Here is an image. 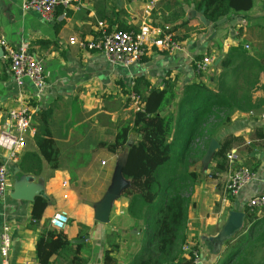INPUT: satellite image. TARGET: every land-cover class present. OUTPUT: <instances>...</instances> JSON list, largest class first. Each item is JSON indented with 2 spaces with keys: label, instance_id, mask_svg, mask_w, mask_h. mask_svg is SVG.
Masks as SVG:
<instances>
[{
  "label": "crops",
  "instance_id": "crops-1",
  "mask_svg": "<svg viewBox=\"0 0 264 264\" xmlns=\"http://www.w3.org/2000/svg\"><path fill=\"white\" fill-rule=\"evenodd\" d=\"M147 1L87 0L80 10L59 7L53 19L46 20L36 12L22 10L23 0H0V36L16 48L27 42L30 52L44 61L48 82L43 99L31 102L36 131L28 135L19 160L25 152L37 151L34 137L44 112L50 113L49 128L59 149L58 167L52 170L44 161L40 175L21 172L19 161L10 166L9 194L0 198V234L4 224H10L11 264H38L37 238L50 228L51 218L59 210H66L70 216L63 231L72 242V251L53 256L52 264H104V254L111 242L120 244L119 250L111 253L118 264H131L138 250L144 248L141 244L134 253L124 255L122 247L124 233L134 238L142 236L127 214L129 200L120 196L126 184L121 167L127 148L112 154L98 145L112 141L118 126L130 119L132 112L127 107L126 94L132 82L144 78L151 87L159 88L173 83L181 91L185 84L198 81L199 75L191 59L181 51L171 55L152 49L143 61L125 67L111 62L102 52L71 45L69 39L93 38L101 22L110 28L137 30L146 19ZM198 1L158 0L147 19L172 30L183 43L184 51L194 56L226 53L232 47L246 49V45L252 57L264 54V0H254L251 10L237 13L217 28L197 16L204 14ZM261 82L264 83V74ZM139 87L144 85L140 83ZM32 89L29 82L18 88L5 52L0 54V132L9 109L22 98L30 101ZM254 101V114L236 111L231 124L217 129L197 166L199 182L191 196L186 243L198 249L202 264H228V243H234L248 228L249 200L264 194V121L257 117L264 111V90L254 93ZM230 136L236 138L230 151L236 152L238 163L232 164L227 158L228 170L217 171L213 155L221 141ZM137 138L132 133L130 142ZM3 155L0 149V161ZM240 165L255 170L258 179L245 185L238 195L230 196L226 184L232 169ZM26 176L29 181H25ZM22 182L30 189L28 194H42L49 200L37 224L31 214L32 201L16 200L10 195ZM101 182L104 188L97 187ZM234 213L244 214L242 223ZM105 215L108 220H100ZM181 255L189 258L183 250Z\"/></svg>",
  "mask_w": 264,
  "mask_h": 264
},
{
  "label": "trees",
  "instance_id": "trees-1",
  "mask_svg": "<svg viewBox=\"0 0 264 264\" xmlns=\"http://www.w3.org/2000/svg\"><path fill=\"white\" fill-rule=\"evenodd\" d=\"M253 7L254 0L198 1V8L204 10L214 28L220 26L217 22L221 19L230 20ZM218 57L220 62L213 74L198 73V81L185 84L181 91L173 83L159 88L139 79L135 88L142 98L143 110L132 112L130 119L118 126L112 141L99 142V147L112 154L127 148L121 167L126 184L120 196L129 200V218L141 233L149 235V246L137 252L131 264H194L192 255L182 257L181 249L186 242L191 196L199 182L198 163L217 129L231 124L236 111L253 110L257 106L254 93L264 90V54L255 58L240 46ZM49 117V112L42 114L34 137L37 151L23 154L18 163L21 172L40 175L44 161L52 170L58 167L59 149L49 128ZM132 133L138 138L130 142ZM235 140L234 136L226 137L214 153L217 171L228 170L227 153ZM48 204L43 195L35 196L31 214L36 224ZM246 224L244 234L228 243V264H260L254 259V250L264 245V216L248 210ZM71 243L63 230L49 228L40 233L35 245L38 264H52L53 256L70 253ZM119 247V243L111 242L104 264H118L111 253Z\"/></svg>",
  "mask_w": 264,
  "mask_h": 264
},
{
  "label": "built area",
  "instance_id": "built-area-1",
  "mask_svg": "<svg viewBox=\"0 0 264 264\" xmlns=\"http://www.w3.org/2000/svg\"><path fill=\"white\" fill-rule=\"evenodd\" d=\"M87 0H23L22 10L33 11L46 20H52L56 10L62 7L65 10H80ZM158 4V0H148L145 3L146 19L137 30H121L110 28L107 24L99 23L97 34L93 38H78L72 36L69 39L71 45H76L85 51L104 53L107 58L116 64L128 67L144 60L146 55L156 49L167 54L184 52L191 59L197 73L210 74L215 72V66L220 62L218 55L204 53L197 59L190 52L184 51L183 43L168 27H160L152 24L147 16ZM0 46L4 49L5 58L8 61L9 70L19 89L25 87L27 82L32 86V98H22L17 105L8 111L7 120L0 132V149L4 151V159L0 161V198L5 199L9 194L10 166L17 164L19 156L27 144L28 135L35 133L33 126L35 108L32 101L40 102L48 88L47 75L44 61L30 52L27 42H22L19 47H13L4 36H0ZM246 49L249 46L246 45ZM127 107L131 112L143 110V102L140 94L132 82L126 94ZM254 114L253 111L250 112ZM257 117L264 121V111ZM227 158L230 163H238L235 151H229ZM258 179L255 170L245 165L235 166L226 184V191L230 196H236L248 183ZM65 184V183H64ZM249 208L258 216H264V194L252 197L249 200ZM70 222V216L66 210L57 211L50 221V228L64 230ZM13 237L10 224L6 223L0 234V256L2 264L10 263V253ZM182 250L192 255L194 264H202V258L197 248L188 243L182 246Z\"/></svg>",
  "mask_w": 264,
  "mask_h": 264
},
{
  "label": "rangeland",
  "instance_id": "rangeland-1",
  "mask_svg": "<svg viewBox=\"0 0 264 264\" xmlns=\"http://www.w3.org/2000/svg\"><path fill=\"white\" fill-rule=\"evenodd\" d=\"M262 45L264 46V42L262 43ZM262 48H264V47H262ZM97 187H99V188L103 187L104 188V185L101 182L100 184L99 183L97 184ZM120 219H122L121 216L116 218V220H118L117 223H120L119 222ZM124 226H128V225L124 224ZM127 228H129V226ZM141 235L142 236L140 237L141 238V240H140L139 237L134 238L130 233H128L127 235H126V233H124L123 238H122L123 239L122 247H123L124 255L126 254V252L134 253L138 249V247L141 246V244L144 245L145 249L149 246L147 243V239H148L149 235L146 236L144 233H142ZM138 253H139V250H138ZM226 258H228V257H226ZM254 259L256 262L259 261L260 264H264V245L260 244L254 250Z\"/></svg>",
  "mask_w": 264,
  "mask_h": 264
},
{
  "label": "water",
  "instance_id": "water-1",
  "mask_svg": "<svg viewBox=\"0 0 264 264\" xmlns=\"http://www.w3.org/2000/svg\"><path fill=\"white\" fill-rule=\"evenodd\" d=\"M191 13L193 15H197V12H195V11H193ZM197 16L201 19V21L203 23H205V24L209 23V20L206 18V16L203 14V12L201 14H198ZM226 21H227V19L223 18V19H221L220 21L217 22V25H220V24H222V23H224ZM2 53H4V49L0 46V54H2ZM29 180H30V177L26 176L25 181H29ZM29 191H30V189H28L25 186V184L22 182V183H18L15 186V188L13 189V191L11 192L10 195H11L12 198H14L16 200H26V201H33L36 195H42V194H36V192H35L36 195H34V192H32L31 194H28ZM234 215H236L237 219L239 218L240 222L242 223V220L244 218V214L243 213H234ZM99 218L102 221H107L108 220L107 219V215L99 217ZM0 258H1V256H0ZM171 264H175V263H171Z\"/></svg>",
  "mask_w": 264,
  "mask_h": 264
}]
</instances>
